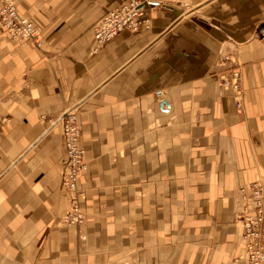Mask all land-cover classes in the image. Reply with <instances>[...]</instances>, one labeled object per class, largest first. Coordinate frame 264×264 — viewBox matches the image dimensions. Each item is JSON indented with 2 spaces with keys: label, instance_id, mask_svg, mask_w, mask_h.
<instances>
[{
  "label": "crops",
  "instance_id": "1",
  "mask_svg": "<svg viewBox=\"0 0 264 264\" xmlns=\"http://www.w3.org/2000/svg\"><path fill=\"white\" fill-rule=\"evenodd\" d=\"M122 1L15 0L41 47L0 26V264H235L237 190L264 181V0H144L148 24L95 50ZM223 65L241 69L240 108ZM71 108L78 225L60 188Z\"/></svg>",
  "mask_w": 264,
  "mask_h": 264
},
{
  "label": "built area",
  "instance_id": "2",
  "mask_svg": "<svg viewBox=\"0 0 264 264\" xmlns=\"http://www.w3.org/2000/svg\"><path fill=\"white\" fill-rule=\"evenodd\" d=\"M0 26L14 40L30 39L41 47L42 31L31 19L22 17L15 0H1ZM144 0H126L115 4L102 13L93 24L95 50L105 42L114 38L125 29L140 30L148 24V18L143 16ZM235 61L230 54L223 52L222 62ZM222 65V63H221ZM218 72V80L223 89L230 91L236 108L242 104V73L237 65L224 66ZM157 96L161 91H157ZM63 129L64 155L61 159L60 188L68 195L70 206L63 213V220L72 225H78L85 220L82 198L85 190L80 184L82 172L87 168L85 148L80 144L81 128L74 108L64 110L58 116ZM7 115L0 117V127L9 121ZM238 204L235 217L242 227V247L235 256V264H264V181L254 179L241 185L238 190Z\"/></svg>",
  "mask_w": 264,
  "mask_h": 264
}]
</instances>
